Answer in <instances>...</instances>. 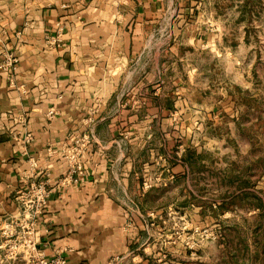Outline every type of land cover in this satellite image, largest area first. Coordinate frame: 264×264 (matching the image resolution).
I'll return each instance as SVG.
<instances>
[{
	"label": "crops",
	"instance_id": "1",
	"mask_svg": "<svg viewBox=\"0 0 264 264\" xmlns=\"http://www.w3.org/2000/svg\"><path fill=\"white\" fill-rule=\"evenodd\" d=\"M228 10V0H0V65L13 60L0 68V226L21 216L29 182L48 178L34 223L45 257L138 263L149 242L136 209L172 168L171 110L219 90L209 58L229 48ZM84 136L79 182L60 187Z\"/></svg>",
	"mask_w": 264,
	"mask_h": 264
},
{
	"label": "rangeland",
	"instance_id": "2",
	"mask_svg": "<svg viewBox=\"0 0 264 264\" xmlns=\"http://www.w3.org/2000/svg\"><path fill=\"white\" fill-rule=\"evenodd\" d=\"M228 3L219 90L171 110L172 168L136 209V264H264V0Z\"/></svg>",
	"mask_w": 264,
	"mask_h": 264
},
{
	"label": "built area",
	"instance_id": "3",
	"mask_svg": "<svg viewBox=\"0 0 264 264\" xmlns=\"http://www.w3.org/2000/svg\"><path fill=\"white\" fill-rule=\"evenodd\" d=\"M60 30L61 27H58L57 31L60 32ZM55 42L57 43L56 40ZM7 67H13V60L10 57H6L5 62L0 65L1 69H6ZM54 114L53 109H50L47 113L49 117ZM88 139L89 136H84L78 145L67 150L66 158L72 166L67 174L59 180L58 185L60 187L79 182L77 175L80 176L82 174L78 163L79 154L83 150V144ZM23 140L26 143L31 142L32 135L26 133ZM28 160L31 168H36L34 157H30ZM75 174L77 175L75 176ZM48 184V178L29 182L28 188L20 195L22 203L21 216L4 220L1 223L0 234L3 239L1 259L11 262L21 260L24 264H68L67 260L60 255L51 258L45 257L37 247L39 239L34 231V223L36 216L47 203L50 194ZM147 187L149 185L145 186V188Z\"/></svg>",
	"mask_w": 264,
	"mask_h": 264
}]
</instances>
